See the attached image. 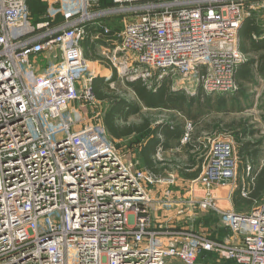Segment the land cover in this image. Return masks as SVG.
Returning a JSON list of instances; mask_svg holds the SVG:
<instances>
[{
  "label": "built area",
  "instance_id": "obj_1",
  "mask_svg": "<svg viewBox=\"0 0 264 264\" xmlns=\"http://www.w3.org/2000/svg\"><path fill=\"white\" fill-rule=\"evenodd\" d=\"M29 1L0 0V264H196L210 256L264 264V192L244 213L219 206L212 189L248 196L255 174L247 162L238 178L236 142L201 137L192 150L200 171L185 195L173 196V178L136 169L93 112L98 74L85 53L90 26L95 53L118 76L147 88L168 77L175 90L195 83L196 92H233L247 60L239 27L260 19L254 38L264 37V0H42V20ZM193 129L185 120L176 150ZM163 156L159 144L154 158ZM207 210L219 215L223 239L196 227Z\"/></svg>",
  "mask_w": 264,
  "mask_h": 264
},
{
  "label": "trees",
  "instance_id": "obj_2",
  "mask_svg": "<svg viewBox=\"0 0 264 264\" xmlns=\"http://www.w3.org/2000/svg\"><path fill=\"white\" fill-rule=\"evenodd\" d=\"M101 2L102 5H110L111 3L110 0H101ZM29 8L32 12L34 20L45 19L46 4L44 1L30 0ZM240 26V49L247 52L248 45L251 47V49L257 48L259 45L252 37V35L255 34L256 36H259L262 32L260 30L258 31L256 20L254 18L248 17L244 19ZM93 31L94 28L86 26L87 35L85 36V53L90 60H94L96 58L94 44L90 41V35L93 33ZM259 47H264V45ZM259 62L260 65L258 69L263 70L261 63L264 62V56H260ZM252 65L253 60H247L244 62L242 70L247 72ZM115 79L116 71L115 69H113L111 80ZM109 84V80H105V78L100 75H97L92 80V89L99 103L110 102L109 108L106 110L102 117V123L105 129L107 130L111 138L115 140L116 144L118 142H121L123 139H128L134 136L135 143L137 142L136 144L138 145V155L140 156V159L143 162V169L155 175H159L160 170L165 168L160 164V162H157L155 159H153L154 157L151 158L153 151H155L157 148V143H160L159 139L156 138L157 133L162 132L165 135L166 139L161 144L164 149H169L175 146V143L179 144V140L184 132L185 120L191 121L194 129L191 134V141L185 146L187 147L188 151H192L194 149L199 148L203 144V141H201L200 139L203 135V132L211 133L217 130L218 128L222 127L223 124L225 126V129H227L226 131H228L232 126L239 128V126H243L245 123H247L244 120L224 122L221 119H212L210 122L206 123L202 122V118L200 114H198L199 112H195L193 108L196 103V109H201L197 107H200V104H198L195 101V98L191 96V98L189 99L191 105L189 106V104L185 100V95L183 93H178V90H174V92L169 91L168 78H164L161 81L159 88L155 91L149 90L139 79L127 80L125 84L130 90L133 91L135 96L134 100L131 102H128L125 99H121L120 97H118L119 95L112 91V88H110ZM128 88L126 87V90ZM199 91V94L201 95L206 93L203 90ZM154 107L170 108L182 112V123L180 125L162 124L152 126L147 119H143L137 124H132L128 122L129 117L138 116L142 108ZM119 120H122L123 123H119ZM250 125L252 126L253 124ZM197 126L200 127L196 129ZM220 129L225 130L223 128ZM250 131L253 132L254 130L251 129ZM259 144L260 142L255 144L248 142L244 145V147H242L241 150L244 151L246 155H248L249 159H255L259 150ZM117 146H119V144ZM186 158L187 159L185 161L187 163L197 165V168L194 171L189 172L187 166H185L186 168L182 169V175L186 178H195L200 171L199 167L201 159L197 161L196 158L192 156V154H186ZM263 192L264 165L256 170L255 179L247 197L241 196L239 190H236L234 192V194H236L234 203L237 206L244 204L252 205L255 202H259L261 200Z\"/></svg>",
  "mask_w": 264,
  "mask_h": 264
},
{
  "label": "rangeland",
  "instance_id": "obj_3",
  "mask_svg": "<svg viewBox=\"0 0 264 264\" xmlns=\"http://www.w3.org/2000/svg\"><path fill=\"white\" fill-rule=\"evenodd\" d=\"M46 11V10H45ZM46 17V16H45ZM120 16L117 17L119 19ZM42 19V18H41ZM40 20V19H39ZM258 36V35H257ZM262 37V36H261ZM99 53V54H98ZM95 57L98 59L96 62H93V67L92 69L94 70V73L99 74V71L101 72H107L111 69L110 64H108L107 60L102 58L99 49L97 51V54H95ZM253 57V56H252ZM252 59L251 56H247L248 59ZM255 58V57H254ZM130 74L126 75L124 72L122 75H116V79L114 81L111 80V77L105 80H109L110 88H112V91L118 94L121 99H125L128 102H131L134 100L135 96L132 90L126 86L125 82L127 80H130ZM140 81H142L140 78H138ZM144 84V82L142 81ZM169 88L172 91V86H173V81L169 78ZM249 83V82H248ZM255 83L258 85V88L254 87V85L251 84V86L247 87L245 91V87H243V91L245 94H247V102L251 103H257L255 104V107L253 110H243L246 109L247 106L239 100L238 95H231L230 92L228 93H204V94H199V92H196L194 90L196 84L193 83L191 85L192 89H183V88H178V93H183L185 95V100L191 105L189 102V99L191 96L195 98V101L200 104V107L197 106L198 108L201 109H196V103L193 106L195 112H199L202 122H210L212 119H221L224 122L227 121H235V120H248V118H251L252 116H257L258 114L260 115V111H258L259 105L261 103H264V78H257ZM145 85V84H144ZM182 85V84H179ZM178 85V86H179ZM146 86V85H145ZM126 87L128 88L126 90ZM147 87V86H146ZM154 87V88H153ZM159 88V85H152V88H148L151 91H155L156 89ZM238 90V86L237 89ZM235 90V91H236ZM174 92V91H173ZM201 95V96H200ZM243 97V96H242ZM223 100V101H222ZM222 102V103H221ZM246 102V104H247ZM110 102H105V103H98L96 107H92V110L94 113H98V118L100 117V120L102 121L103 114L106 112V110L109 108ZM96 109V110H95ZM243 110L242 112H237L234 111ZM200 110V111H198ZM92 112V111H91ZM228 113V114H225ZM183 113L174 109L170 108H160V107H154V108H142L140 110V114L138 116H130L128 119L129 123L132 124H137L141 122L143 119H147L151 125H170V124H178L180 125L183 121L182 119ZM119 119V118H118ZM119 123H123L122 120H119ZM248 123V122H247ZM249 124V123H248ZM201 126V125H200ZM200 126H197L199 128ZM225 129V126L223 124L222 127ZM218 128L220 131L221 129ZM238 127H233L232 131H236L234 133H231L229 131L221 130L222 132L220 134H217L216 136H212L208 132H203V136H210L215 137V138H223V139H231L234 142L237 143V134H238ZM206 131V130H202ZM137 143V142H136ZM135 143V137L132 136L128 139H123L121 142H118L119 144V149L125 154L127 160L133 164V166L138 169V170H143V162L140 159V156L138 155V145ZM155 155V154H154ZM156 158V157H155ZM201 159V157L198 155L197 156V161ZM157 160V158H156ZM159 160V159H158ZM163 163L164 167L166 166V172L161 174L162 179H172L173 178V183L168 187L171 190L176 189V191H180L183 189H186V179L183 177L182 172L183 168H186V164H189L185 161L184 158H176L175 156H163ZM201 163V161H200ZM245 165V164H244ZM164 188L168 186V184H163ZM189 186V183H188ZM162 186L158 184L155 188V191H160ZM231 191V188H230ZM204 212V213H203ZM207 212V213H206ZM163 219L165 220L167 218V215H162ZM204 229L203 231L209 232L210 234L214 233H220V228L221 227V219L218 214L216 213H209L208 211H202L198 215V219L196 220V227ZM206 260L200 259L196 264H236L233 260L230 259H224V258H218L214 256H210L208 258H205ZM178 264H181L180 262H177Z\"/></svg>",
  "mask_w": 264,
  "mask_h": 264
},
{
  "label": "crops",
  "instance_id": "obj_4",
  "mask_svg": "<svg viewBox=\"0 0 264 264\" xmlns=\"http://www.w3.org/2000/svg\"><path fill=\"white\" fill-rule=\"evenodd\" d=\"M261 22L262 21L260 19L258 21H256L258 31L259 30L261 31V28H260ZM110 23H111L112 27L115 26L114 21H111ZM240 28H241V26H240ZM238 37H239V43H240L241 36H240L239 31H238ZM252 37L254 38L255 34L252 35ZM254 39L258 43L259 46L264 45V37H258V38H254ZM248 41H250V40H248ZM259 46L257 48L251 49V47L248 45V47H247L248 51L247 52L240 49L242 52L246 53L247 56H251L252 59L249 58L248 60H250V61L253 60V65L250 67V69L247 72L242 70V66H243L244 62H242L238 65V67L235 70V81H236V84L238 86V90L230 92L231 95L235 94V95L240 96L239 100L241 101V103L243 102L247 106L246 109H243L245 111L253 110L255 107H257V106H255V104H257V103L252 104V100H251V103L250 102L248 103L246 101L247 100V94H245V92L243 91V87H245V91H248V90H246V88L251 86V84L254 85L255 88L256 87L258 88V85L255 83L256 79L257 78H259V79L264 78V62L261 63L263 70L258 69V67L260 65L259 64L260 63L259 62L260 56H264V47H259ZM93 62L97 63L95 59L92 60V67H93ZM112 72H113L112 69H110L109 71L107 70V72L106 71L101 72V70H100L99 74H98V72H97V74L100 76H103L105 79H107V78L111 77ZM165 78H168V77H165ZM112 81H114V80H112ZM174 90L175 89H173L172 91H174ZM199 90H202V89H199ZM199 90H198V92H200ZM169 91H171L170 88H169ZM246 102H247V104H246ZM243 110L241 109L239 111H236V109H235L234 111H236V113H237V112H242ZM258 111H260V113H261L260 115L259 114L257 116L254 115L251 118H248V120H244V121L248 122L249 124L245 123L243 126H239V128H237L238 134H237L236 146H237L238 161H239L238 167H237L238 178L243 174V172L245 170L244 164H246L247 162L251 163V165L253 167V173L254 174H255L257 169H259L260 167H262L264 165V103H261L259 105ZM250 124H253V125L251 126ZM153 126H157V125H153ZM250 126H251V129L254 130L253 132L250 131L251 130ZM233 127L234 126H232L230 128V131L229 130L228 131L231 133L236 132V131H232ZM243 127H245V128H243ZM221 132H222L221 130L218 131V129H217V130H215L209 134H211L212 136H216L217 134H220ZM110 138H111V136H110ZM156 138L159 139V142H161V143L164 142V140L166 139L165 135L162 132L157 133ZM112 140L115 142L114 139H112ZM248 142H250L252 144L260 142L259 147H258L259 150L257 153V157L255 159H249L248 155H246V153L241 150L242 147H244V145ZM117 145H118V143H117ZM158 145L159 144L157 143V146ZM177 146H179V144L175 143V146H173L169 149L163 148V155L166 157L167 156H175L176 158H180V159L183 157L186 160L187 159L186 154H192V156H194L197 159V156H198L197 152L188 151L187 147L185 145L181 146L180 150H176L175 148ZM155 152H156V150L153 151L151 158L154 157ZM153 159H155V158H153ZM160 164L164 165L163 162H160ZM186 165H187L189 172L194 171L197 168V165H192V164H186ZM165 168H166V166H165ZM165 168L160 170L159 175L166 172ZM184 178L187 180L186 181V183H187L186 187L187 188L180 190V191H176V189L175 190L172 189L173 196L181 197L187 193V190L189 189V186H188L189 180H191L193 178H186V177H184ZM212 189H213V192L216 196V199H217L219 206H221L222 208H232L233 210H235L237 212L247 213L253 207V204L252 205L251 204H244V205H240V206L235 205L234 199L236 197V194H234L235 191H230L229 186H214ZM194 190H195L194 193L198 196H202L206 191V189L203 186H198ZM243 197H246V196H243ZM207 211L209 213L213 212V211H209V210H207ZM213 213H215V212H213ZM199 229L201 231L204 230L201 228H199ZM206 234H207V236H209L210 238H213V239H223L224 236L226 235V231L223 228H220L219 234L218 233L210 234L209 232L208 233L206 232ZM176 264H178V263H176Z\"/></svg>",
  "mask_w": 264,
  "mask_h": 264
},
{
  "label": "bare ground",
  "instance_id": "obj_5",
  "mask_svg": "<svg viewBox=\"0 0 264 264\" xmlns=\"http://www.w3.org/2000/svg\"><path fill=\"white\" fill-rule=\"evenodd\" d=\"M160 84H161V82H160ZM160 84H159V86H160ZM159 144H161V142H160ZM161 145H162V144H161Z\"/></svg>",
  "mask_w": 264,
  "mask_h": 264
}]
</instances>
